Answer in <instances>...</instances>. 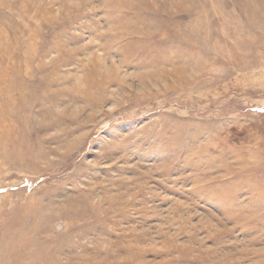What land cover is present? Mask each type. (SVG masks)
I'll return each mask as SVG.
<instances>
[{
    "label": "rangeland",
    "instance_id": "374dc122",
    "mask_svg": "<svg viewBox=\"0 0 264 264\" xmlns=\"http://www.w3.org/2000/svg\"><path fill=\"white\" fill-rule=\"evenodd\" d=\"M0 264H264V0H0Z\"/></svg>",
    "mask_w": 264,
    "mask_h": 264
}]
</instances>
